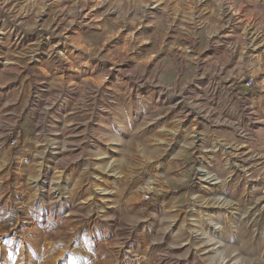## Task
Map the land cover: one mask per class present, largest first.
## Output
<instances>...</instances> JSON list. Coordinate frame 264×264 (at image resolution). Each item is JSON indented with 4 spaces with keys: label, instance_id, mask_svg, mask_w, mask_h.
I'll use <instances>...</instances> for the list:
<instances>
[{
    "label": "rangeland",
    "instance_id": "1",
    "mask_svg": "<svg viewBox=\"0 0 264 264\" xmlns=\"http://www.w3.org/2000/svg\"><path fill=\"white\" fill-rule=\"evenodd\" d=\"M52 4L0 0V194L18 201L15 229L34 223L29 204L70 203L59 234L84 227L96 264H264L262 74L167 80L128 55L68 60ZM32 34L44 51L21 47ZM22 48L29 61L13 65Z\"/></svg>",
    "mask_w": 264,
    "mask_h": 264
},
{
    "label": "crops",
    "instance_id": "2",
    "mask_svg": "<svg viewBox=\"0 0 264 264\" xmlns=\"http://www.w3.org/2000/svg\"><path fill=\"white\" fill-rule=\"evenodd\" d=\"M93 1L104 8L97 24L91 16L95 8ZM99 1L69 0L62 7L61 0H53L50 7L54 11L52 20L56 22L51 25L49 22L48 26H53L59 37L64 35V31L70 32L66 38L70 39L69 48L62 58L78 62L87 54L101 59L128 55L133 62L155 64L156 71L161 72L158 78L167 80H188L190 73L200 74L204 79H241L261 73L260 85L264 90V40L254 43L252 38V31H264V0ZM41 10L38 7L34 15ZM22 22L25 29L36 25L27 20ZM42 37L41 34H32L29 39L21 40V47L28 46L30 53L44 51ZM254 47L258 49L254 50ZM8 53L12 60L16 57L13 65L29 61V54L23 48L18 52L10 49ZM84 60L85 65L90 64L89 60ZM202 62L210 65L203 66L204 70L199 73ZM193 64H196L195 70L191 69ZM72 68L83 73L77 66ZM12 69V66L6 67L8 72L5 70V73L9 77L12 76L9 72L14 71ZM35 69L30 71L37 72ZM24 76L26 79L28 75ZM90 77L99 79L97 75L90 74ZM31 78V83L36 84L33 74ZM12 83L11 80L6 84L7 88L11 85L9 91L14 90ZM87 83L93 82L88 80ZM22 149L16 152L17 157H21ZM3 187L10 185L4 184ZM4 195L0 194V264H96L93 256L87 254L91 245L86 241L84 227L77 229L72 237L59 234L62 229L67 231L66 227L74 221V211L68 212L70 203L54 211L50 202L41 203L38 209L29 204L26 217L34 223L31 227L21 225L16 230L20 216L18 201L5 199ZM67 213L69 218L65 217ZM18 232L23 233V239L18 238ZM76 246L82 250L74 249Z\"/></svg>",
    "mask_w": 264,
    "mask_h": 264
},
{
    "label": "bare ground",
    "instance_id": "3",
    "mask_svg": "<svg viewBox=\"0 0 264 264\" xmlns=\"http://www.w3.org/2000/svg\"><path fill=\"white\" fill-rule=\"evenodd\" d=\"M207 172H204V174H206Z\"/></svg>",
    "mask_w": 264,
    "mask_h": 264
},
{
    "label": "built area",
    "instance_id": "4",
    "mask_svg": "<svg viewBox=\"0 0 264 264\" xmlns=\"http://www.w3.org/2000/svg\"><path fill=\"white\" fill-rule=\"evenodd\" d=\"M252 82V81H251Z\"/></svg>",
    "mask_w": 264,
    "mask_h": 264
}]
</instances>
